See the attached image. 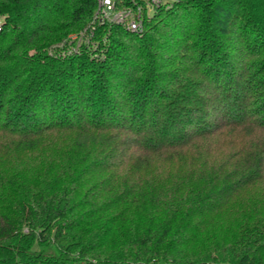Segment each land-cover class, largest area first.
I'll return each instance as SVG.
<instances>
[{"label": "trees", "instance_id": "1", "mask_svg": "<svg viewBox=\"0 0 264 264\" xmlns=\"http://www.w3.org/2000/svg\"><path fill=\"white\" fill-rule=\"evenodd\" d=\"M97 7L0 0V264H264V0Z\"/></svg>", "mask_w": 264, "mask_h": 264}, {"label": "built area", "instance_id": "2", "mask_svg": "<svg viewBox=\"0 0 264 264\" xmlns=\"http://www.w3.org/2000/svg\"><path fill=\"white\" fill-rule=\"evenodd\" d=\"M97 2L98 7L94 15L96 21L116 23L130 31L140 30V15L139 12H135L133 8L127 7L117 9L112 0H97ZM148 3L157 6L160 3V0H149ZM73 46H70L71 49L73 48V50H76L77 44Z\"/></svg>", "mask_w": 264, "mask_h": 264}, {"label": "rangeland", "instance_id": "3", "mask_svg": "<svg viewBox=\"0 0 264 264\" xmlns=\"http://www.w3.org/2000/svg\"><path fill=\"white\" fill-rule=\"evenodd\" d=\"M148 1L149 0H142L140 2H137L135 4V6L133 7L134 11L135 12H139V15H140V20H141L140 30L143 27V22H142L143 17L148 16L154 10V8L156 7V6L150 5L148 3ZM163 2H165V0H160V3H163ZM98 22H103V21H98ZM105 23L108 24L109 26H110V24H116V23H109V22H105ZM140 30H138V31H140ZM93 36L94 35H92V34H90V35L87 34L86 36L80 35V36H78L76 38H73V39H75L74 41H73V39H71L70 42L73 41V42L76 43V42L81 41L82 39H86L84 42H86L89 45V47H90L89 50H91V55H97L99 53L98 41ZM66 45H69V42L68 41H67ZM71 47L69 45V47L66 48V49H64L60 54L71 53V52L72 53H75V52H77V49L76 50H73V48L71 49Z\"/></svg>", "mask_w": 264, "mask_h": 264}]
</instances>
